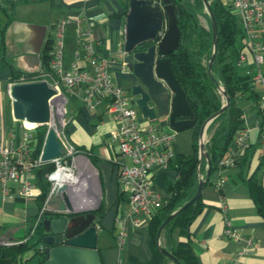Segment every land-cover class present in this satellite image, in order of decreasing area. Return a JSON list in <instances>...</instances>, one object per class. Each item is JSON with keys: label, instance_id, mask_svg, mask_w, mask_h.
I'll use <instances>...</instances> for the list:
<instances>
[{"label": "crops", "instance_id": "0c3cea01", "mask_svg": "<svg viewBox=\"0 0 264 264\" xmlns=\"http://www.w3.org/2000/svg\"><path fill=\"white\" fill-rule=\"evenodd\" d=\"M127 6L129 10L127 0H16L15 7L9 11L11 21L6 28L4 41L0 40V132L13 131L21 126L13 117L12 98L9 93L10 86L14 83V72L44 71L45 44L48 40H54L55 25L65 19L87 17L97 22L96 35L103 41L101 54L112 61L115 83L129 93L130 75L126 68L123 69V64L128 61L123 52ZM21 7L24 15L19 19L15 13ZM239 26L241 27L240 22ZM65 32V61L69 64L79 52L78 31L74 21L65 26ZM242 36L245 43L240 49H236L234 56L228 55L229 61L237 62L241 53H246L248 60L239 71L254 78L260 70L264 72V63H255L253 53L246 48L247 40ZM83 94V87L79 86L74 88L70 96L67 104L68 131L78 147L93 155L96 165L84 151L78 157L76 168L81 175V183L69 196L73 208L77 212L85 213L94 212L101 205L104 206L105 214L99 224L98 240L102 264H169L161 256L158 243L155 244L150 236V223L139 228H130L126 244L119 246L117 234L121 226L116 220L121 202L119 203L120 186L117 174L119 163L131 166L132 161L121 158L119 147L113 140L117 129L116 122L110 118L105 108H100L97 112L89 111ZM239 105L243 111L241 128H253L255 121L261 118L258 101L245 98ZM140 118L144 125L172 130L164 121L150 122L141 114ZM193 145L194 130L191 127L176 132V154L193 155ZM249 146L248 154L239 155L234 166L224 171H215L208 177L207 172L204 174V178L209 181L202 195L205 207L191 225L193 249L202 264H227L246 244L223 238L225 215L232 220V226L239 234L255 238L254 250L240 256L236 264H264V218L258 213L245 183L257 168L258 178L264 172V166L260 167L261 158L264 156V141L259 130L253 129L250 132ZM84 171L89 175H85ZM153 172L155 188L167 198L169 191L166 181L176 180V172L163 170L159 166ZM222 179L225 182L219 187ZM261 182L264 185V179ZM57 196L64 201L61 194ZM56 205H60V201L57 200ZM48 206L45 203L46 212L64 208L61 206L49 209ZM41 211L35 200L26 202L18 198L16 201H6L0 195V239H17L28 226L29 220L38 216ZM5 232L11 235H5ZM29 264H40L39 258H32Z\"/></svg>", "mask_w": 264, "mask_h": 264}, {"label": "built area", "instance_id": "2783aa9c", "mask_svg": "<svg viewBox=\"0 0 264 264\" xmlns=\"http://www.w3.org/2000/svg\"><path fill=\"white\" fill-rule=\"evenodd\" d=\"M240 22L248 48L254 56L255 63H264V0H222ZM75 22L78 31L79 52L66 64L64 29ZM97 22L87 17L65 19L55 25V38L51 71L22 75L11 84L47 81L57 91L52 101V116L45 125L47 133L40 154L34 156V130L40 126L20 122L21 126L13 131L0 132V195L3 200L16 201L18 198L26 202L36 200L40 195L37 173L48 165L52 169L45 174L50 190L49 199L59 194L62 188L70 196L81 183V175L77 171L78 157L83 154L72 140L68 131L66 106L76 87H83V100L91 112L100 110L103 103L110 118L116 122L117 129L113 140L117 143L121 158L130 159L132 165L119 163L117 178L120 195L124 197L119 208L117 223L121 229L117 234L120 247L127 241L128 230L139 228L150 223L152 217L163 204L164 197L155 188L153 169L157 166L169 169V163L176 156V131L161 130L153 125H144L140 112L133 105L129 93L121 85L115 83L112 74L111 59L101 54L103 42L96 35ZM163 35V34H162ZM247 54L241 53L237 67L247 62ZM126 63L123 64V69ZM253 90L260 95L259 109L261 118L256 120L253 128L244 127L235 136L234 146L220 161V171L234 166L239 155L249 147V134L253 129L261 132L264 141V72L261 70L253 78ZM50 128H54L65 154L51 161L42 159L46 137ZM207 135V134H206ZM208 141L205 136V145ZM225 182L222 179L219 187ZM45 211H41L40 215ZM223 238L246 243L238 255L227 264H236L242 255L251 253L255 248L253 236H242L232 226V220L225 215ZM0 244L12 245L1 242ZM14 244V243H13ZM44 250V247L41 246Z\"/></svg>", "mask_w": 264, "mask_h": 264}, {"label": "trees", "instance_id": "16d2710c", "mask_svg": "<svg viewBox=\"0 0 264 264\" xmlns=\"http://www.w3.org/2000/svg\"><path fill=\"white\" fill-rule=\"evenodd\" d=\"M209 1L218 25V50L212 66V74L231 99L229 107L214 119L207 130L208 141L205 148L211 163L209 174L211 176L215 171L221 170L220 161L233 147L235 136L242 127L243 111L239 103L245 98H254L259 103L260 95L253 90L252 76L241 73L237 67V62L229 61L228 53L235 47L237 34L243 35L238 17L223 4L222 0ZM3 3H9L11 11L16 5V0H0V11L3 9ZM171 3L175 6L178 26L181 31V41L178 49L170 55V58L173 71L195 112L194 122L191 126V129L194 130V153L191 156L176 154L169 163V169L176 172L177 178L174 181H166L169 196L164 198L161 208L150 221L149 233L155 244L159 241L158 233L166 219L196 195L199 173L204 175L208 170L205 158L201 162L199 159L200 130L203 124L219 112L225 104V98L221 95L209 72V62L213 55V33L210 19H208V27L201 23V17L204 15L203 0H171ZM126 11H128V6ZM8 17V21L0 25L1 41H4L6 28L11 21L10 13ZM53 50L54 40H48L43 50L45 72L51 71ZM32 74L34 73L14 72L12 81L18 80L22 75ZM46 133L47 128L45 126H40L34 130L33 145L35 147L34 156L36 157L42 150ZM79 149L84 151L91 162L96 165L95 158L88 150L81 147ZM249 150L250 146L243 154L247 155ZM261 166H264V156L261 158ZM51 169L52 165H48L37 173L41 192L35 201L40 211L45 206L50 190V184L47 182L45 174ZM258 170L257 168L245 180V183L258 213L264 218V185L258 178ZM123 200L124 197L120 195L119 203ZM204 207L203 198L200 197L188 208L177 213L162 231L161 247L175 256L181 264H202L193 249L194 238L191 233V225ZM94 214L102 219L105 214L104 206L101 205L94 211ZM47 218L48 214L44 211L41 215L39 214L29 220L28 232L34 230V234L27 241L12 245L0 244V264H29L34 257H38L40 264H43L46 256L41 246H43L45 237L43 224ZM29 253H32V256L28 258L27 254ZM161 256L169 264H175L163 254Z\"/></svg>", "mask_w": 264, "mask_h": 264}, {"label": "water", "instance_id": "95a60500", "mask_svg": "<svg viewBox=\"0 0 264 264\" xmlns=\"http://www.w3.org/2000/svg\"><path fill=\"white\" fill-rule=\"evenodd\" d=\"M203 2L213 33V55L209 62V72L226 101L221 110L203 124L199 134V159L201 162L205 158L208 177L211 163L205 148V136L214 119L229 107L231 99L212 74V66L218 50V25L210 1L203 0ZM180 41L181 31L175 6L171 0L129 1L123 48L124 57L128 60L126 69L130 75L128 91L144 119L150 122L164 121L176 132L190 128L195 118V112L173 71L170 58V55L178 49ZM57 94L47 81L14 84L10 92L14 119L37 126L49 124L52 116V101ZM64 154V148L55 129L50 128L42 159L51 161ZM207 181L208 178H204V175L199 173L196 195L179 210L173 212L159 230V251L175 264L181 263L160 245L162 231L177 213L202 197ZM65 190L64 187L59 191L65 207L61 210L47 211L48 218L44 220L43 247L46 260L43 264H102L98 249L101 219L97 218L94 212L75 211Z\"/></svg>", "mask_w": 264, "mask_h": 264}, {"label": "rangeland", "instance_id": "374dc122", "mask_svg": "<svg viewBox=\"0 0 264 264\" xmlns=\"http://www.w3.org/2000/svg\"><path fill=\"white\" fill-rule=\"evenodd\" d=\"M127 1L129 2V0H127ZM192 1H194V0H192ZM203 4H204V2H203ZM10 7H11V5L9 3H3V9L0 11V25H3V24H5L8 21V19H9L8 14H9V11H10ZM23 13H24V9L22 7H21V9L18 8L17 11H16V13H15V16L20 19L24 15ZM203 14L204 15H202V17H201V23L204 26L208 27V25H209L208 19H210V18H209V15H208V12L206 10L205 5H204V12H203ZM65 37H66V32L64 33V43H65ZM244 43H245V40H244L242 34L241 33H238L237 36H236L235 47L232 48L229 51L228 55L230 57L231 56H234L236 54V49H240L243 46ZM225 103H226V101H225ZM69 106H70V104L68 105V109H69ZM105 106H106V104L103 103L101 105V108H105ZM66 110H67V106H66ZM207 138H208V136L206 135V139ZM263 173L264 172H261L260 175H259V179L261 181H263V179H264L263 178ZM84 174L85 175H89V173L87 171H84ZM57 200L60 201V205H56V201ZM47 204H49V206H48L49 209H57V207H61V206H64L65 207L64 201H62V199L59 196H57V195H55L54 197H52L51 199H49V201H48ZM6 234L11 235L10 233H6L5 232V235ZM33 234H34V230L29 233L28 232V226H27L25 229H23L22 234L20 236L18 235L17 239H14V240H11V239H8V240L7 239H0V241L1 242H6V243H12V244L13 243L14 244L21 243V242L27 241V239H29V237H31ZM15 236H17V235H15ZM31 254L32 253L27 254V257H29Z\"/></svg>", "mask_w": 264, "mask_h": 264}, {"label": "flooded vegetation", "instance_id": "af4514ba", "mask_svg": "<svg viewBox=\"0 0 264 264\" xmlns=\"http://www.w3.org/2000/svg\"><path fill=\"white\" fill-rule=\"evenodd\" d=\"M129 96H130V99H131V101H132L133 105H135L134 99L132 98V96H131V94H130V93H129Z\"/></svg>", "mask_w": 264, "mask_h": 264}, {"label": "bare ground", "instance_id": "6f19581e", "mask_svg": "<svg viewBox=\"0 0 264 264\" xmlns=\"http://www.w3.org/2000/svg\"><path fill=\"white\" fill-rule=\"evenodd\" d=\"M29 126H31V125H33V124H30V123H27ZM79 184H80V182H79ZM77 187H79V185H77Z\"/></svg>", "mask_w": 264, "mask_h": 264}]
</instances>
